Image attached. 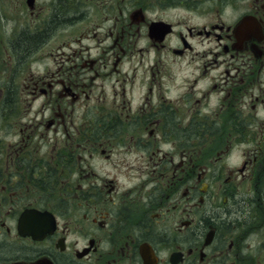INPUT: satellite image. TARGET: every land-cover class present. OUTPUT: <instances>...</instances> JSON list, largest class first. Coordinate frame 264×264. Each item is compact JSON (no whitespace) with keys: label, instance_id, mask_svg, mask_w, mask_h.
I'll return each mask as SVG.
<instances>
[{"label":"flooded vegetation","instance_id":"flooded-vegetation-1","mask_svg":"<svg viewBox=\"0 0 264 264\" xmlns=\"http://www.w3.org/2000/svg\"><path fill=\"white\" fill-rule=\"evenodd\" d=\"M2 1L0 264H264V0Z\"/></svg>","mask_w":264,"mask_h":264},{"label":"rangeland","instance_id":"rangeland-1","mask_svg":"<svg viewBox=\"0 0 264 264\" xmlns=\"http://www.w3.org/2000/svg\"><path fill=\"white\" fill-rule=\"evenodd\" d=\"M0 3L3 4V1L0 0ZM1 4H0V7H1L0 9V68L2 69L4 73H6L11 70L10 67L12 66V62L8 58L11 55V53L2 48L3 43H1V37L3 36L4 33L10 34L11 31L14 32V30H17L19 28V17L20 16L17 14V12H15L12 9V6H7V9H6L7 18H5ZM27 19L28 18L26 16L23 20H27ZM2 40H6V38H2ZM6 86H7L6 82L3 81L2 74L0 73V91L5 89ZM255 149L256 147L252 148L246 145H241L236 148H233L230 153V163L232 165L238 164V162L241 161L242 155L245 152L253 151ZM261 156L264 157V153ZM262 166H263L262 172L264 173V163ZM261 170H262V167L260 168L259 172H261ZM257 173L258 171L255 170L254 174H257Z\"/></svg>","mask_w":264,"mask_h":264},{"label":"trees","instance_id":"trees-1","mask_svg":"<svg viewBox=\"0 0 264 264\" xmlns=\"http://www.w3.org/2000/svg\"><path fill=\"white\" fill-rule=\"evenodd\" d=\"M35 45V40L31 39L29 40L28 38L20 40L18 42V49L20 50L21 54H25L27 51L32 49Z\"/></svg>","mask_w":264,"mask_h":264}]
</instances>
